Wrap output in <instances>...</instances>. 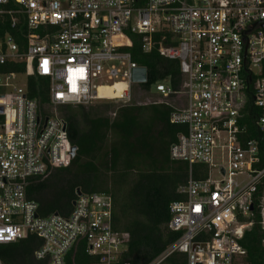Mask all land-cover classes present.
<instances>
[{"label":"built area","instance_id":"built-area-1","mask_svg":"<svg viewBox=\"0 0 264 264\" xmlns=\"http://www.w3.org/2000/svg\"><path fill=\"white\" fill-rule=\"evenodd\" d=\"M5 17L25 32L20 41L0 33V246L36 235L40 264H68L82 243L95 264H131L110 193H81L70 214L40 216L27 188L75 157L61 110L133 100V71L143 67L131 50L138 35L144 52L180 64V90L164 82L152 90L184 98L171 113L184 129L170 156L190 167L184 199L169 208L168 228L181 236L148 264L176 253L187 264H238L258 202L264 227V0H0ZM32 74L50 83L45 109L30 95ZM196 165L207 178L193 177Z\"/></svg>","mask_w":264,"mask_h":264},{"label":"trees","instance_id":"trees-1","mask_svg":"<svg viewBox=\"0 0 264 264\" xmlns=\"http://www.w3.org/2000/svg\"><path fill=\"white\" fill-rule=\"evenodd\" d=\"M10 21L9 17L0 18V24L3 22L0 33H12L20 41L25 25L12 30ZM132 40L134 60L148 71V81L136 85L150 91L153 84L166 81L180 90L183 76L179 62L162 56L157 49L144 52L138 35H132ZM49 88L47 79L30 76V95L43 109L49 102ZM175 110L167 102L148 105L130 102L117 108L111 117L93 114L83 105L65 107L69 136L77 153L68 167L53 169L47 177L30 181L27 195L39 204L40 216L70 214L78 190L110 193L115 203L114 228L125 235L128 245L125 259L131 264H148L159 256L181 236V232L168 228L169 208L172 202L184 199L182 189L190 178L189 165L170 156L172 144L184 129L171 122ZM249 136L263 137L256 130H251ZM262 154L264 165V146ZM207 176L206 166L194 167L195 179ZM251 220L254 224L241 241L246 254L238 264H264V227L259 202ZM40 245L41 239L30 235L16 243L1 245L0 258L4 264H40L34 256ZM96 262L87 253L85 243L73 248L67 259L68 264ZM163 264H187V260L185 255L176 253Z\"/></svg>","mask_w":264,"mask_h":264},{"label":"rangeland","instance_id":"rangeland-1","mask_svg":"<svg viewBox=\"0 0 264 264\" xmlns=\"http://www.w3.org/2000/svg\"><path fill=\"white\" fill-rule=\"evenodd\" d=\"M166 83V81H163ZM134 96L131 103H136L140 105H148L151 103H162L167 102L172 104L175 108H181L184 104V98L182 96H174V97H164L160 94L156 93L154 90H144L138 87L137 85L133 88ZM126 103L115 101L111 99H103V100H96L92 104L87 105L86 109L89 112H93V114H106L108 116L113 117L114 112L120 106L125 105ZM61 114L65 113V111L61 110ZM219 162V161H217ZM212 175L215 179L220 178L217 173V168H212ZM243 259V258H242ZM240 260V262L242 261Z\"/></svg>","mask_w":264,"mask_h":264},{"label":"water","instance_id":"water-1","mask_svg":"<svg viewBox=\"0 0 264 264\" xmlns=\"http://www.w3.org/2000/svg\"><path fill=\"white\" fill-rule=\"evenodd\" d=\"M147 80V69L145 67L136 68L133 71V81L136 83H144ZM0 112H2V108L0 107ZM72 156H76V146L73 147ZM82 192L78 190V194Z\"/></svg>","mask_w":264,"mask_h":264},{"label":"bare ground","instance_id":"bare-ground-1","mask_svg":"<svg viewBox=\"0 0 264 264\" xmlns=\"http://www.w3.org/2000/svg\"><path fill=\"white\" fill-rule=\"evenodd\" d=\"M116 88L117 89H120L121 88V85L120 84H117L114 88H108V89H106L104 91L105 96H111Z\"/></svg>","mask_w":264,"mask_h":264}]
</instances>
